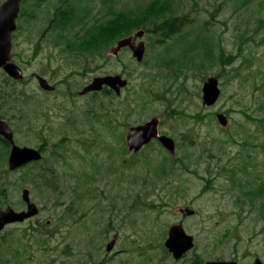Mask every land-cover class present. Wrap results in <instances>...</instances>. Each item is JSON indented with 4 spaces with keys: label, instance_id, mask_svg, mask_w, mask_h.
Returning a JSON list of instances; mask_svg holds the SVG:
<instances>
[{
    "label": "rangeland",
    "instance_id": "1",
    "mask_svg": "<svg viewBox=\"0 0 264 264\" xmlns=\"http://www.w3.org/2000/svg\"><path fill=\"white\" fill-rule=\"evenodd\" d=\"M122 1L132 4L134 0ZM120 2L115 3L117 9ZM54 3H44L32 21L18 16L13 61L24 74L17 85L27 96L18 101L30 102V108H22L30 122L15 108L9 109L7 116L17 144L46 145L44 163L54 166L58 182L53 191L42 184L38 189L31 163L8 170L6 160H1L0 173H7H2L6 190L0 194V206L18 210L21 189L27 188L40 212L38 224L33 221L32 228L29 221L7 225L0 232V244L7 241L10 245L0 251V264H99L104 259L103 264H192L198 258L202 262H264L263 203L257 199L251 202L233 181L264 178L260 147L264 138L246 117V112L264 113V28L252 30L255 19L262 15V1L180 0L179 8L195 22H207L205 31L212 41L226 53L241 54L225 67L203 61V65L193 62L199 67L187 64L182 69L162 63L171 59L165 45L173 38L157 44L146 33L143 64L126 49L117 56L109 53L114 43L106 51V60L99 57L96 63L65 46V51H60L54 34L43 32ZM100 9L99 3L93 7L98 14ZM247 31L250 39L241 36ZM155 59L160 60L158 65L151 64ZM34 73L51 84L62 82L61 89L45 94ZM115 74L125 76L129 84L110 99L98 94L97 98L71 101L60 94L68 84L81 88L94 76ZM209 76L217 77L220 96L206 106L201 99V78ZM100 98L105 101L102 110L95 105L92 109L90 104ZM126 106L130 107L128 119L123 115ZM104 109L115 127L101 126ZM217 112L227 117L225 126L218 123ZM36 113L39 116L34 123ZM196 113L199 119L190 116ZM154 116L160 120L159 132L179 143L173 159H184L169 163L167 174L158 177L153 169L167 154L164 149L152 142L137 152L127 151L120 140L129 125ZM59 142L64 145L58 146ZM0 154L3 156V149ZM69 205L74 210L66 214ZM185 207L194 212H181ZM178 222L194 237L195 248L174 260L163 250V241L169 226ZM113 235L115 243L107 253L105 246Z\"/></svg>",
    "mask_w": 264,
    "mask_h": 264
},
{
    "label": "trees",
    "instance_id": "2",
    "mask_svg": "<svg viewBox=\"0 0 264 264\" xmlns=\"http://www.w3.org/2000/svg\"><path fill=\"white\" fill-rule=\"evenodd\" d=\"M47 1L49 0H24L23 4H26L22 5L20 15L24 17L27 22L32 21L36 17L37 11ZM120 1L121 0H55L53 12H50L48 18V26L43 32L49 31L51 34H54L56 40H76L77 42L75 45L69 46V49L85 57H90L94 63H96V59L99 57L104 58L103 61L106 60V51L116 40L140 29L144 30L146 35L151 38V41L157 44H163L166 40L173 38V42L165 45V51L167 53H172L171 59L164 60L162 63H174L178 65V69L187 67V64L199 67L193 62H200V65H203V61H206L210 65L220 64L225 67L226 65L233 64V62L236 61L235 59L241 55L240 53H226L221 45L212 41L211 39L213 38L205 31L207 22H202V25L195 22L194 18H191L187 12L179 8L178 2L180 0H149L146 2L134 0L132 4ZM261 1L263 3L260 11L262 15L255 19V26L252 28L253 31L254 29L256 31L258 28H264V0ZM118 2H120V8L117 9L115 3ZM97 3L101 5V14H98L99 11H93V7H95ZM116 23L120 25H117L119 28H116L117 26L113 28L112 25ZM122 24L126 25L124 26ZM198 24L200 25L197 26ZM114 30H117L116 34H112ZM248 32L249 31L241 34V36L250 39V34H248ZM108 34H110V36ZM239 49L240 52L241 48ZM172 55L174 58H172ZM245 59L246 58H244V61ZM159 62L160 60L155 59L151 64L158 65ZM143 63H145V59L142 64ZM242 63L243 61L240 66H242ZM0 76V116L8 124L12 125L13 123L7 114L9 113V109L15 108L20 112L22 119L30 122L26 119L29 118L28 112L25 111V113L22 111V108L25 106L27 108L31 107L28 105L30 102L26 99H23L22 102L18 101L21 96H27L23 90L20 91V89H18L17 84L23 80L15 81L9 78L4 72H1ZM204 79V77L201 78L202 81H204ZM98 94L99 93L95 94L92 98H97ZM100 94L108 98H112L114 95L112 90L108 88H104ZM93 101L95 102L96 100L94 99ZM34 105L36 106V103H34ZM90 105H92V109H94L93 106L95 105L101 111L103 108L102 105H105V101L100 98L96 104L93 103ZM32 108L36 109L34 106H32ZM129 108V106H126L124 109L125 112L123 115H126V119H128L130 115V112L127 111ZM104 111L105 116L102 118L103 125L101 126L107 128L108 126H113L114 124L111 125L110 119H108L109 113L106 109H104ZM116 113H118V110H116ZM226 113H228V111H226ZM198 114L199 113L191 114L190 116L194 119H199ZM246 117L257 125V130L261 131L258 132L264 138V113L257 114L255 112L253 115H250L246 112ZM35 121L36 117L34 123ZM120 140L123 142L122 145L125 146L126 143L122 135H120ZM1 142L0 136V150L3 149V156L0 154V163H2L1 160H6L8 155V147L2 145L3 142ZM184 142L185 141H181L182 144H184ZM63 145L62 142L58 143L60 147ZM157 145L162 149L159 143H157ZM176 145L179 146V143L177 142ZM260 147L264 151V140ZM176 159L177 161H181V163L184 161L180 156L173 159V157L165 153V157L157 163V167L155 169L152 167L153 171L155 170L154 175L158 177L167 174V165L174 163ZM173 166L174 165H172V167ZM31 168L34 171L38 189L41 187V184L43 187L49 188L52 191L56 189L55 184H57L58 180L55 173H45L44 171L38 173V171H35L37 169L34 165L31 166ZM171 168L169 170H172ZM224 170H228V168L224 167ZM2 173L7 172L4 171L0 173V194H2L3 190H6L4 186L6 183L2 179ZM231 175L236 177L234 170H231ZM233 181H236V183L243 188V195L251 202L257 199L263 203L261 206V213L264 215V178H254L252 182L246 180L245 183L240 182L237 178ZM60 203L61 202H57L58 205H60ZM71 209L73 208L69 205L66 209V214H70V211L72 212ZM1 238L3 237L1 236ZM9 246V243L4 241L0 244V251L2 249L5 250L4 247L8 250ZM163 250L167 252L165 248H163ZM192 261V264L202 263V260L199 258L196 260L193 259Z\"/></svg>",
    "mask_w": 264,
    "mask_h": 264
},
{
    "label": "water",
    "instance_id": "3",
    "mask_svg": "<svg viewBox=\"0 0 264 264\" xmlns=\"http://www.w3.org/2000/svg\"><path fill=\"white\" fill-rule=\"evenodd\" d=\"M21 0H3L0 2V70L6 73L8 77L14 80H21L23 72L21 67L13 61V32L16 30V19L20 11ZM144 30H138L131 35L123 37L116 41L111 47L110 52L117 55L118 52L127 47L137 62L144 58L145 43L142 40ZM38 85L44 89H49V84L43 77H38ZM127 85V79L119 74L94 76L90 83L84 87L80 95L89 91H100L103 87H108L117 95L122 88ZM220 88L218 79L215 76H209L201 86L202 104L211 106L218 100ZM216 119L219 124L225 126L227 117L221 113H216ZM159 119L152 117L142 124L128 127L125 134V141L129 151L137 152L143 145L149 143L152 139L157 140L160 145L172 156L175 155L174 139L165 134H158ZM0 136L11 144V150L8 155L7 165L9 170L17 169L26 163L41 159V152L30 146H19L14 142L13 132L10 126L0 117ZM21 198L26 203V210L16 211L12 206L0 207V231L5 225L24 220L38 213L37 205L30 200L29 190H21ZM185 214L194 212L191 208L180 209ZM116 236L113 235L105 246L106 252H110ZM164 246L174 259H180L186 252L194 247V237L185 232L182 223L178 222L169 226ZM259 260L255 261L258 264ZM202 264H238L235 261L209 260Z\"/></svg>",
    "mask_w": 264,
    "mask_h": 264
},
{
    "label": "flooded vegetation",
    "instance_id": "4",
    "mask_svg": "<svg viewBox=\"0 0 264 264\" xmlns=\"http://www.w3.org/2000/svg\"><path fill=\"white\" fill-rule=\"evenodd\" d=\"M55 1V0H54ZM23 2H24V0H22L21 1V4H23ZM77 41L76 40H72V39H66V40H61V39H58V40H56V41H54V44H55V46H57V47H60V51H62V52H64L65 50L63 49V47L65 46V49H66V47H67V49H69V46H73V45H75V43H76ZM123 49H126V50H129L127 47H125V48H123ZM130 51V50H129ZM67 55H70V54H67ZM80 55V54H79ZM80 56H84V55H80ZM92 62V61H91ZM33 76H34V78H35V80L37 81V83H38V77H43V78H45V76H42V75H40V74H37V73H34L33 74ZM46 79V78H45ZM92 79V78H91ZM91 79H90V81H91ZM52 81H53V79H51ZM46 81L48 82V84H49V89L48 90H44V89H42L40 86H39V88L41 89V91L42 92H44L45 94H50V93H54L55 91H57L58 89H61V86H62V82H58V80H54V82H55V84H51V83H49V80H47L46 79ZM52 81H50V82H52ZM90 81L89 82H87L86 84H84L81 88H70V84H68V86H64L63 87V91L64 92H62V93H60V94H62L64 97H66V98H68L69 100H71V101H75V100H77L78 98H81V97H86V96H91V97H93V96H95V94H97V93H101L102 91H103V89L105 88V87H103L100 91H89V92H87L86 94H83V95H80V92H81V90L84 88V87H86L89 83H90ZM72 85V84H71ZM106 88H108V87H106ZM116 96V95H115ZM38 116H39V113H38V115H37V113H36V119L38 118ZM112 120H110V122H111ZM112 123H113V121H112ZM111 123V125H113ZM137 125V124H136ZM113 126H115V125H113ZM11 127V126H10ZM12 129V128H11ZM13 131V130H12ZM13 137H14V133H13ZM124 141H125V135H124ZM1 140H2V145H4V146H7L8 147V154H9V152H10V150H11V144H10V142L9 141H7V140H5L2 136H1ZM14 141H15V139H14ZM156 143V142H158V141H156L155 139H152L148 144H146V145H144V146H142L141 148H143V147H147V145H149V144H151V143ZM16 143V142H15ZM126 143V142H125ZM17 144V143H16ZM19 145V144H18ZM19 146H21V145H19ZM33 148H36V149H38L41 153H42V158L40 159V160H37V161H34V162H32L31 164H30V166H36V169L37 170H41V171H48V172H54L53 170H54V166H52V165H50V164H47V163H44V159H43V156H44V151H45V149H46V145L44 144V143H37V144H35L34 146H32ZM127 147V146H126ZM128 151V150H127ZM45 162H46V160H45ZM46 165V166H45ZM21 167H19L18 168V170L20 169ZM37 205V204H36ZM38 207V206H37ZM23 210H26V203L25 202H23V200L21 199V204H20V207H19V209H18V211H23ZM40 212V209L38 208V213ZM38 213L36 214V215H33L32 217H30V218H28V219H26L25 221H23V222H15V223H10V224H18V225H23V224H25L26 222H29L30 221V223H31V225L32 226H30L31 228L33 227V226H35V224L37 223L38 224V220H36V218H37V215H38ZM33 221H35L36 223L34 224L33 223ZM10 224H8V225H10ZM7 226V225H6ZM5 226V227H6ZM231 260H233V259H231ZM256 260H259V259H255V260H253V261H251V260H247V261H245V260H239V259H237V260H234V261H236V262H238L239 264H255V261ZM103 261H105V259L103 260ZM101 262V263H104V262ZM258 264H264V262H262V261H260L259 260V263Z\"/></svg>",
    "mask_w": 264,
    "mask_h": 264
}]
</instances>
